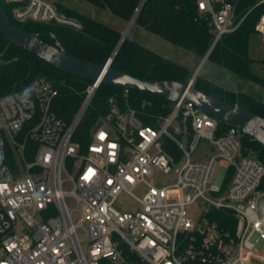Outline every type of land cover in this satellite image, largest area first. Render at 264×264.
<instances>
[{
    "label": "built area",
    "instance_id": "2783aa9c",
    "mask_svg": "<svg viewBox=\"0 0 264 264\" xmlns=\"http://www.w3.org/2000/svg\"><path fill=\"white\" fill-rule=\"evenodd\" d=\"M5 2L20 23L81 29L52 0ZM238 2L198 0L211 18L213 47L239 27ZM255 30L264 35V14ZM29 86L31 103L20 92L0 97V264H264V164L244 153L239 126L223 129L183 100L147 125L142 109L112 97L83 147L73 137L100 85L92 84L70 125L53 110L50 80ZM201 147L210 158L192 161ZM222 165L226 176L216 185ZM218 211L233 214V230L210 217Z\"/></svg>",
    "mask_w": 264,
    "mask_h": 264
},
{
    "label": "trees",
    "instance_id": "16d2710c",
    "mask_svg": "<svg viewBox=\"0 0 264 264\" xmlns=\"http://www.w3.org/2000/svg\"><path fill=\"white\" fill-rule=\"evenodd\" d=\"M11 21L28 33L38 34L44 42L55 46L54 35L66 52L79 60L97 65H105L113 56L122 33L103 22L85 16L75 10L58 4V9L67 17L81 24V29L54 22H24L13 18L14 5L1 0ZM101 9L108 10L114 16L129 22L142 0H84ZM263 0H239L235 13V24L239 27L224 35L214 46L208 61L223 67L246 83H255L264 88V80L251 71L252 60L248 55L250 35L264 14ZM198 0H147L141 9L135 24L147 32L159 36L165 41L193 52L203 59L212 48L215 34L211 18L200 14ZM111 68L132 77L151 81H176L188 83L193 72L186 66L170 60L135 40L126 38L115 54ZM44 77L50 80L57 95L53 101V110L57 116L70 125L86 100L92 82L61 72L38 56L7 42L0 34V97L10 93H22L32 80ZM193 85L197 90L230 103L248 107L253 113L264 119L263 98L249 88L246 92H235L197 75ZM124 89L101 84L96 90L92 103L77 128L73 141L83 147L89 144V135L100 116L109 111L108 100L112 97L121 104L127 101L131 107L144 111V122L156 125V119L169 114L173 103L165 98L149 93L129 90L124 98ZM232 124L221 121L220 127L226 129ZM245 154L250 152L264 164V146L250 136L242 137ZM264 190V180L262 184ZM218 221L223 229L233 230L235 220L229 211L209 214Z\"/></svg>",
    "mask_w": 264,
    "mask_h": 264
},
{
    "label": "water",
    "instance_id": "95a60500",
    "mask_svg": "<svg viewBox=\"0 0 264 264\" xmlns=\"http://www.w3.org/2000/svg\"><path fill=\"white\" fill-rule=\"evenodd\" d=\"M146 1H141L134 16L129 21L128 28L122 34L120 42L111 57L112 61L122 43L127 38L130 28L135 24ZM0 34L11 45L35 54L55 69L69 75L88 79L92 83H98L99 85L103 84L124 90L149 93L165 98L172 103L181 100L186 103H192L200 111L213 116L217 120L239 126L244 135L250 136L264 146V119L253 113L248 107L238 103L230 104L218 100L215 97L197 90L193 83L190 82L180 83L176 81L138 79L112 69L111 65H97L76 59L66 52L60 41L54 35H49L56 41V45L52 46L41 40L38 34L28 33L15 25L11 21L1 0ZM213 48L212 46L204 60L208 58ZM196 76L197 73L193 75L192 79H195ZM94 93L95 90L91 92L89 99L94 96Z\"/></svg>",
    "mask_w": 264,
    "mask_h": 264
},
{
    "label": "rangeland",
    "instance_id": "374dc122",
    "mask_svg": "<svg viewBox=\"0 0 264 264\" xmlns=\"http://www.w3.org/2000/svg\"><path fill=\"white\" fill-rule=\"evenodd\" d=\"M57 6L62 5L67 9L75 10L85 16L91 17L95 20L105 23L113 29L120 31L122 34L128 28L129 22H126L116 16H114L108 10H101L84 0H52ZM127 38L135 40L142 44L143 46L149 48L150 50L173 60L181 65L188 67L193 75H203L209 80L223 86L226 89L233 90L235 92H246L249 88H252L253 92L258 93L260 97L264 100V88L255 83H246L241 78L233 75L226 69L221 66H218L214 63L206 60L199 59L193 52L187 51L180 47H177L164 39L160 38L157 35H154L150 32H147L143 28L134 24L127 35ZM248 55L252 60L250 68L257 76L264 80V35L258 32H254L250 35L249 44H248ZM193 77V76H192ZM192 79V78H191ZM190 79V80H191ZM92 87V86H91ZM211 151L206 148H200L192 157V161H206L210 158ZM226 176V167L225 165L220 166L214 183L216 185H221ZM63 179H66V175L63 176ZM66 193L72 191L73 186L69 182L64 183L63 187ZM67 202L69 207L74 210L77 207L76 201L67 197ZM131 202V199L124 197L121 199L120 203L123 206H127ZM192 217H196L197 213L194 212L191 214ZM79 218L78 214L75 213L74 219L77 221ZM80 236L82 238L83 234L80 231ZM264 248V242H261V246Z\"/></svg>",
    "mask_w": 264,
    "mask_h": 264
},
{
    "label": "clouds",
    "instance_id": "9594fccd",
    "mask_svg": "<svg viewBox=\"0 0 264 264\" xmlns=\"http://www.w3.org/2000/svg\"><path fill=\"white\" fill-rule=\"evenodd\" d=\"M20 95L22 102H24L25 104L31 103V98L33 96V88L31 86L25 87Z\"/></svg>",
    "mask_w": 264,
    "mask_h": 264
},
{
    "label": "snow or ice",
    "instance_id": "6c2138e0",
    "mask_svg": "<svg viewBox=\"0 0 264 264\" xmlns=\"http://www.w3.org/2000/svg\"><path fill=\"white\" fill-rule=\"evenodd\" d=\"M203 6V5H202ZM104 138V135L103 134H101V139H103ZM112 147H115V145H112ZM91 175H92V171L90 170L89 171V175L88 176H85V179L87 180V179H90L91 178Z\"/></svg>",
    "mask_w": 264,
    "mask_h": 264
}]
</instances>
